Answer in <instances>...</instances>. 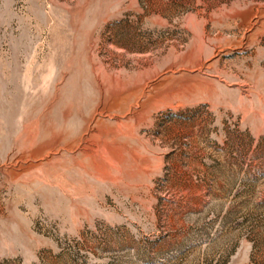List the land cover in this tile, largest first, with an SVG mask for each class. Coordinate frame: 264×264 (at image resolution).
I'll list each match as a JSON object with an SVG mask.
<instances>
[{"label": "rangeland", "instance_id": "rangeland-1", "mask_svg": "<svg viewBox=\"0 0 264 264\" xmlns=\"http://www.w3.org/2000/svg\"><path fill=\"white\" fill-rule=\"evenodd\" d=\"M0 264H264V0H0Z\"/></svg>", "mask_w": 264, "mask_h": 264}]
</instances>
